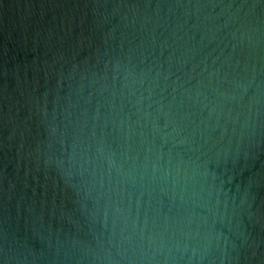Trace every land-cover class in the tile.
<instances>
[{"label": "water", "instance_id": "95a60500", "mask_svg": "<svg viewBox=\"0 0 264 264\" xmlns=\"http://www.w3.org/2000/svg\"><path fill=\"white\" fill-rule=\"evenodd\" d=\"M0 264H264V0H0Z\"/></svg>", "mask_w": 264, "mask_h": 264}]
</instances>
